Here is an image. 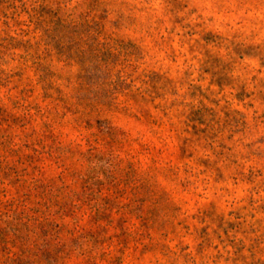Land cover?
I'll return each mask as SVG.
<instances>
[{
    "label": "rangeland",
    "instance_id": "374dc122",
    "mask_svg": "<svg viewBox=\"0 0 264 264\" xmlns=\"http://www.w3.org/2000/svg\"><path fill=\"white\" fill-rule=\"evenodd\" d=\"M0 264H264V0H0Z\"/></svg>",
    "mask_w": 264,
    "mask_h": 264
}]
</instances>
